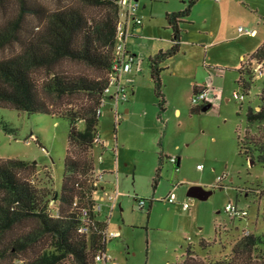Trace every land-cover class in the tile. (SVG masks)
Returning a JSON list of instances; mask_svg holds the SVG:
<instances>
[{
	"label": "rangeland",
	"instance_id": "obj_1",
	"mask_svg": "<svg viewBox=\"0 0 264 264\" xmlns=\"http://www.w3.org/2000/svg\"><path fill=\"white\" fill-rule=\"evenodd\" d=\"M37 1L49 8L55 4L54 0ZM184 2L185 0H139L138 4L141 6L144 3L147 10L151 8L158 14L168 7L183 9ZM3 17L0 13V23L4 20ZM189 19L200 20V24L193 28L182 24L181 39L184 43L193 37L202 39L205 43L215 39L216 45L207 50L206 62L223 70L225 75L219 82L222 85L220 89L224 91L222 97H228L229 101L222 99L213 102L206 111L190 113L191 99L187 100L182 95L181 88L169 87V91L174 93L169 108L166 109L165 104V110L159 113L154 104L162 122H153L151 119L145 123L142 118L127 120L124 115L115 122L110 110L111 103L106 100L101 108L97 132L102 143H107V146L105 150L94 147L93 159L95 170L101 168L97 161L99 156L103 158L104 167L113 168L114 171L117 168V177L109 173L104 176L107 193L112 194L113 183L117 184V204L109 215L108 209L104 208L106 204L103 203L100 213V219L107 222V232L116 234L106 244V256L110 258V264H174L182 257L188 244L201 256L209 253L212 258L223 259L230 254L228 248L233 239L242 232L264 239V163L251 165L238 155L236 142L238 132L242 133L247 125L246 108L256 105L261 80L254 78L241 109L240 103L232 97L234 92L241 93L236 84L237 72L233 67L238 68L240 64L246 63L249 56L264 43V0H198L187 20ZM28 23L35 25L31 18H27V25ZM185 27L187 31L184 30ZM196 28L204 31L201 36L197 34ZM153 31L155 35H140L138 38L128 36L126 40L133 44L132 48L137 53H145L151 42L150 37H159L164 32L162 28H153ZM212 31L215 35L213 38L210 37ZM249 32L253 34L249 35ZM217 38L220 40H216ZM10 55V49H0V59ZM177 56L167 63L178 62ZM200 56H203L202 51ZM188 58V62L194 64V54H189ZM162 83L164 88L165 80ZM146 95L145 92L143 96ZM151 96L156 103L154 94ZM174 104L181 110L179 117L173 114ZM1 124L6 125L8 133L1 129ZM79 128L82 129V125ZM68 129V123L64 119L40 114L28 116L14 110L0 109V159L35 163L33 183L38 188L49 187L59 191ZM156 129L160 130L159 138L162 142L165 141L172 147L175 142L179 145L182 143L181 150L184 149V153L178 181L186 183L176 189V194L182 192L189 205L185 213L181 212L180 205L177 204L173 206L175 211L167 213L160 201L159 194L173 189L172 183L177 175L174 166L164 160L160 178L155 182L156 169L153 168L157 165L158 158L148 151L147 139L151 130ZM31 135L37 138L40 146L33 141ZM115 143L118 147L116 164L112 153ZM197 165L203 169L197 171ZM218 177L223 178L221 188L216 187ZM202 179L207 183V188L203 189L212 192L208 199L200 201L186 197L190 187L198 186L190 183ZM99 194L103 195V192L96 191L94 198L97 199ZM139 200L146 203L144 209L138 208ZM149 202L153 210L147 216ZM229 203L247 213L244 219H234L225 213L224 207ZM218 230L219 235L216 234ZM201 239L211 244L201 249ZM219 240L227 243L226 249L217 244ZM260 248L264 250V246Z\"/></svg>",
	"mask_w": 264,
	"mask_h": 264
},
{
	"label": "trees",
	"instance_id": "obj_2",
	"mask_svg": "<svg viewBox=\"0 0 264 264\" xmlns=\"http://www.w3.org/2000/svg\"><path fill=\"white\" fill-rule=\"evenodd\" d=\"M54 1L49 8L37 0H0L4 16L0 49L11 52L0 59V109L64 119L69 126L59 191L33 183L35 163L0 159V264H110L95 259L106 254L110 239L105 236L107 222L95 211L94 194L100 187L92 180L93 148L100 117L97 109L104 99H110L104 89L115 58L119 7L117 0ZM196 2L185 0L182 11L165 15L171 46L148 60L159 113L166 104L161 65L179 53L182 31L178 26ZM27 18L35 25L28 26ZM256 66L261 67L262 76L254 71ZM237 75L238 94L243 97L235 99L239 109L254 78L261 80L256 105L246 108L247 125L236 136L238 155L251 165L264 163V43L240 66ZM206 106H192L190 113ZM1 129L9 131L4 124ZM30 137L40 146L35 136ZM164 160L170 159L159 151V166ZM158 172L159 168L155 182ZM216 187L221 188L220 183ZM82 227L88 231L81 232ZM210 244L202 239L199 242L201 249ZM217 244L223 249L228 246L220 240ZM261 246L263 238L242 232L223 259L209 253L201 256L187 245L183 259L175 264H264Z\"/></svg>",
	"mask_w": 264,
	"mask_h": 264
},
{
	"label": "crops",
	"instance_id": "obj_3",
	"mask_svg": "<svg viewBox=\"0 0 264 264\" xmlns=\"http://www.w3.org/2000/svg\"><path fill=\"white\" fill-rule=\"evenodd\" d=\"M139 0H135V2L137 3L138 6V10H137V15L138 17H140L142 19V23L139 26H134L132 22H129L128 24V31H129V36H132L134 38H138V36L143 35V36H148V35H155V31H153V28H157L158 30L160 28H162L164 30L163 35L160 34L159 37H150V41L148 43V47L146 49L145 53H137L135 51V48H132L133 44H129L128 39L125 41V50L126 53H129L133 56H135L136 61L133 64L132 68V72L130 74L124 75L121 77L120 79V83L123 84L126 88H127V93H128V98L126 102H119L116 106L111 103V107L110 110L112 112V114L114 115V120L115 122H118L119 119L124 115L125 119H130V118H142L145 123H148L149 120L152 119L153 122H162V118L157 116V102L154 103V100L151 96L152 93V84L150 81V72H149V66H148V60L153 57L156 53H158L159 51H166L170 48L171 46V31L169 29V27L167 26V23L165 21V15L166 14H170V13H175V12H179L182 11L185 7L182 9V7H177L176 9H172L171 7L168 8H164L163 10L159 11L158 14L153 11V9H146V4H142L141 6L138 4ZM198 2V0H197ZM196 2V4H197ZM196 4L194 5V7L191 9V12L189 14V18L191 16V13L193 11V9L195 8ZM152 7V6H151ZM188 17L184 20L181 21V23L179 24V29L180 26L183 25H187V28H193L196 27V25H199V21L200 20H195V19H188ZM144 20H146V22H144ZM189 25V26H188ZM187 28L185 27L184 30L187 31ZM203 28V27H201ZM201 28H196V31L198 32L197 34L199 36H201V32H204L201 30ZM206 35V34H203ZM213 31L210 32V37L213 38ZM215 36V35H214ZM182 40V39H181ZM216 40H220L219 38H217ZM187 44L189 46V48H187V46L185 45ZM130 45V47H129ZM216 45L215 39L213 42H209V43H205L202 39H197L195 37L190 38V40L187 43H184L182 40V43L180 41V50L179 53L176 55L179 59L178 62L176 63H170L167 61H165L162 65L161 68L163 69L162 73H161V84H163L162 82H164V88H162V93L165 99V102L167 104V108H169L172 100H173V96L174 93H171L169 91V87L171 88H177V89H182L183 93L182 95L185 96V98L187 100H190L191 97L193 96V94L198 91L199 89L203 88V87H207L209 86L212 90H213V94H216L218 92H220V99L217 98H212L210 99L207 103V106H209V108L211 107V105L213 104V102H219L222 99H224L225 102L229 101L228 97H222L224 91L220 88H222L221 84L219 83L222 78H224V72L223 70L219 69V67L213 65V64H208L206 62L207 60V50ZM202 51V55L200 56V52ZM189 54H194L195 56V61L194 64L191 63V61L188 62L189 58ZM175 56V57H176ZM200 61H202V66H200ZM242 64H240L241 66ZM240 66L238 68L233 67L234 70H237L240 68ZM202 75V76H201ZM238 77V75H237ZM163 87V86H162ZM260 89V87H259ZM144 91V92H143ZM146 92V97L143 96V94ZM232 97H233V93H232ZM234 99V97H233ZM170 102V103H169ZM156 107H155V105ZM201 106V105H200ZM206 106V107H207ZM119 107H121V111H119ZM208 108V109H209ZM202 111V109H201ZM173 114L175 116H180L181 115V110L179 109V107L174 104V108H173ZM101 116V115H100ZM161 118V119H159ZM151 134H148V139L147 142H149V146H148V151H151L152 154L157 155L158 158V162L157 165H154V170L159 168V172H158V179L160 178V170H161V166H159V151H161V153L168 157L169 159L174 158L175 159V163H172L170 161V164H172L174 166V172L177 175V178H174L173 181V189L167 193H163L161 192L159 194V198L160 201L163 202V208L164 211L167 213L173 212L175 211V209L173 208L174 205H180V210L182 213H185V211H187L188 209H183L182 208V204L185 203V199L183 196V193L180 192L179 195L176 194V189H179L180 186L184 185L185 183H181L179 182V173H180V163H181V157L183 156V150H181V145L182 143L177 144L176 142L174 143V147H172L173 145H170L168 143H166L165 141L162 142V140L159 138L160 137V130L158 131L156 130H151ZM142 132V131H141ZM99 137V141L100 144L99 146H95L98 149L101 150H105L107 146V143H102L101 141V137L98 134ZM159 146V151H158V146ZM161 145V146H160ZM117 145L115 143V146L112 149V153L114 155V164H116V157H117ZM101 157V156H99ZM98 157V158H99ZM102 162L100 163V167L99 169H97L98 171H102L105 174L109 173L111 175H113V177H117V168L115 169L116 171H114V169L110 168V167H104V161L103 158L101 157ZM164 162V161H163ZM163 164V163H162ZM127 166V164H125ZM197 171H200L201 168L199 165L196 166ZM155 170V172H156ZM222 177H221V181H222ZM158 181V180H157ZM105 182L103 181L101 184V187L103 188L104 191H106V186L104 184ZM190 184H194V185H198L201 188H207V183L204 181V179H202L201 181H197L194 183H190ZM117 188V184L113 183V187H112V191H114ZM100 191V190H98ZM102 192V191H101ZM108 192V191H106ZM170 195L174 196V202L173 203H168V199L170 197ZM102 195L99 194V196L97 197L96 200L100 199ZM119 195L116 199V202L114 203V205L110 206L108 204H106L104 206V208L108 209L109 211V215L111 213V211L113 210L114 206L117 204ZM195 199V198H193ZM208 199V198H207ZM205 201V200H204ZM230 204V203H229ZM227 204V205H229ZM226 205V206H227ZM236 208L237 206L234 205ZM138 208H139V204H138ZM225 208V207H224ZM144 209V208H139ZM238 209V208H237ZM103 210V206L101 207V212ZM153 210V206L150 203L149 206V211H148V215L149 216L151 213V211ZM241 210V209H238ZM100 212V213H101ZM238 220H242L244 218H236ZM250 234V233H249ZM248 232H244V235H249ZM203 240V239H202ZM189 245V244H188ZM191 246V245H190ZM185 250V249H184ZM184 257V252L183 255L180 259H178L176 262H179L183 259ZM174 263V264H175Z\"/></svg>",
	"mask_w": 264,
	"mask_h": 264
},
{
	"label": "built area",
	"instance_id": "obj_4",
	"mask_svg": "<svg viewBox=\"0 0 264 264\" xmlns=\"http://www.w3.org/2000/svg\"><path fill=\"white\" fill-rule=\"evenodd\" d=\"M117 4L119 7V19L116 25V41H115V47H114V54L115 58L113 60L112 70L108 74V86L104 89V95L110 99L108 101L112 102L115 106L119 102H126L128 98L127 88L121 84L120 79L122 76L130 74L133 70L132 66L136 61L135 56L126 53L125 50V41L126 38L129 36L128 31V24L129 22H132L133 25L139 26L142 23V19L138 17L137 10L138 6L135 0H117ZM241 31V30H239ZM249 35H252L253 32H249ZM254 71L258 73L260 76L263 75L261 73V67L256 66ZM234 99H242V95H239L238 93H233ZM212 98L220 99V92L213 94V90L207 86L199 89L196 91L193 96L191 97V105L192 106H200L203 103L208 102ZM106 100L104 99L101 102L100 107L97 109L96 114L98 116L101 115V108L105 105ZM31 139V138H30ZM96 144L95 146H99L100 141L99 137L97 136V139L95 140ZM99 164L102 162L101 157L97 159ZM172 163H175V159L171 158L169 160ZM93 185L100 187V191L103 192V195L100 197V199L96 200L95 205V211L101 212V207L103 203H106L110 206L114 205L116 202V199L118 197L117 188L112 191L113 193H107L103 190L101 187L102 182L104 181V173L102 171L95 170L93 177ZM221 182V177L217 178V183ZM168 203L174 202V196L170 195L169 199L167 200ZM53 202V201H52ZM52 202L50 204H52ZM139 204V208H144L146 203L143 200L137 201ZM189 205L187 202L182 204L183 209H188ZM225 213H227L229 216L233 218H244L246 216V212L244 210H238L235 206H232L231 204L225 206L224 208ZM86 212H83V215H85ZM88 230L86 227L81 228V232L86 233ZM105 236L108 239H113L116 237V234L113 232H105ZM96 261H103L105 263L110 262V258L106 256V254H99L96 256Z\"/></svg>",
	"mask_w": 264,
	"mask_h": 264
},
{
	"label": "water",
	"instance_id": "obj_5",
	"mask_svg": "<svg viewBox=\"0 0 264 264\" xmlns=\"http://www.w3.org/2000/svg\"><path fill=\"white\" fill-rule=\"evenodd\" d=\"M209 106L204 107L202 111H206ZM251 164V163H250ZM212 194L211 191H206L199 186L190 187L186 192V197L188 198H195L200 201L206 200Z\"/></svg>",
	"mask_w": 264,
	"mask_h": 264
}]
</instances>
